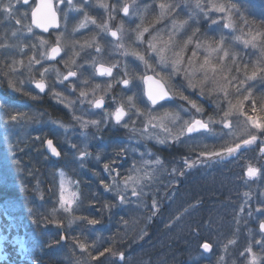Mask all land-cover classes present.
<instances>
[{
    "label": "rangeland",
    "instance_id": "obj_1",
    "mask_svg": "<svg viewBox=\"0 0 264 264\" xmlns=\"http://www.w3.org/2000/svg\"><path fill=\"white\" fill-rule=\"evenodd\" d=\"M101 2L107 3L110 6L116 5L117 10L113 12L111 7L105 10L104 8L100 6ZM160 2L181 3L182 0H135L134 7H132L134 0H77V1L74 0L73 2H71V4L67 5V8H66L67 12H71L70 10L80 11L79 9L80 7H83V5L87 7V10L89 12L93 11L96 8L102 9L101 12L97 14L98 19L94 18L93 16L89 14V17H92L93 19L96 20V24L88 23L87 26L84 27L86 29L88 28V32L84 35V37L87 36V34L89 33L94 34L93 37L96 36L95 37L96 41H98L102 51L100 53H97L95 51V45H93V47L81 48V45H83L85 42V41L81 42L82 38L77 39V41L75 40L73 41V39L67 40L65 36L61 37V39L64 42H66L64 45L61 43L64 48V54L60 58L61 64L64 66V62L69 60V58L71 57L72 51L75 50V51L80 52V56L76 57L77 65H83V67L80 68V67H77L76 65L69 64V68L71 70L78 72V78H72V79H69L68 81H65L64 83L67 84L69 87L66 90H64L65 91L64 93L61 92L63 93L62 94L63 97H65L66 95L68 96V94L70 95V97H65V98L67 101L74 102L72 104L71 109L66 108L64 106L63 108L53 110V112L55 113V116L50 120V122L46 123V120H43L44 116H41L40 114V112L42 111L38 112L33 107H30L29 109L22 107L20 111L27 112L29 116L32 117V119L28 121H21L19 123H12L8 121L7 114L6 113L4 114V110L2 109L3 108L2 106H4V104L0 103V118L1 117L3 118L2 120L0 119V124H2L4 129H8V127L10 126L9 127L10 136H12L11 133L16 134L17 132H21L22 136L24 137V139L22 140L24 141L25 144L29 145V147L26 148V152H29V153L33 152L34 154L36 152L35 154L36 156L32 157V160L36 163L39 159L37 158V156H40V158L42 157L44 158L47 155L50 156V154L44 145V141L46 139L45 140L43 138L40 139L41 144L38 142V140L35 141L34 139V137H36L34 135L35 129H36L35 132H38L40 130L44 132L48 130L45 128L49 127V131H52L57 136L59 134L62 136V138H58L61 142H66L67 145H70L71 143L76 145L77 146L76 149H74L73 152H69V154L64 149L62 150V154L66 157L69 156L70 158H73V159H79V152L81 150H84L85 145H87V151L91 153V156L89 157L91 159L90 161L92 160L94 161L89 162V164L85 166L83 165L71 166L70 164L71 166V171H69L70 176L66 174L68 172H66L65 170H61L58 168L53 169L48 174L46 173L47 178L50 179L49 181L51 182V186L56 189L54 198L57 201V205H56L57 212L58 211L64 212L63 209L59 208V203H58L59 187H60L61 179L64 180L65 188L68 191L78 193V196L76 198V203L73 204V209L75 210V214H77V216L83 217L81 213L86 214L87 211L90 212L91 208L96 210L97 206H94V205H91L89 209L87 206L83 208L82 199L80 197L81 192L78 189L79 187H78V182L76 178L80 179V176L82 175V172H83V178L85 181V175L93 174L91 170H93L96 166L100 165V161L96 160V156L98 154L99 156H101L102 154L106 153L110 147H113V139L112 138L106 139L109 133L108 134L106 133L107 127H105L103 123H102V126H100L101 131H97V129L92 126H89L87 129H84L80 126L79 122L78 124H74V119L72 118L73 115L80 116V117L84 115L85 117H87V113L83 110L84 106L80 104L81 98L79 97V91L81 89L89 91V96L87 97L86 100L83 101V103L84 105L90 106L91 108L92 105L88 103V100L93 99L90 90L96 84L101 85V89L97 90V93H96V95L99 96V95L104 94L103 89L106 87L108 83L117 85L118 80H121L122 78H128V76H124V77L119 76L116 70L113 71L112 78H104V77L98 76L97 74H95L93 62L94 61L96 63L104 62L110 65L113 63L119 62V65L121 64L119 68L122 70L124 74L123 65L125 61H127L129 63V70H128L130 73L129 77H131L132 73H136L138 75L144 74L142 64L132 56L123 57L120 54V50L115 47V45L117 44V40H113L108 35L107 32H102L97 27V25L103 24L108 19L109 15H112L114 16V19L109 21L110 28H113V27L118 28L121 22H123L124 31H125V34L127 35V32L129 29H134L137 24L141 23V16L144 17V23L146 25L149 23H152L159 13L158 7H155L154 5H158ZM218 2H223V3L231 2V3L241 4L244 6V9H246L245 14L248 16L249 20H255L257 24H260L261 21H264V0H218ZM126 3H129L130 5V12H129L130 14L126 16H122L120 14V10L122 6ZM146 6H151V7H146ZM217 16L218 14L211 13L212 19H216ZM175 18L180 19V20L186 19L187 18L186 10H184L182 7L179 15ZM13 19H14L13 26L16 27L15 18ZM83 20H84V16H80L77 19L78 22H74L71 18V23L80 25L81 21ZM198 20H199L198 24L192 23L190 25L188 29V34L191 31V28L199 27L201 33L206 34L208 37H215L218 39L220 35L226 36L227 38L226 46H231L233 51L238 52L240 56L242 57V63H249L250 65L249 68L251 69L250 61H255L259 53L255 49L245 48L239 42H235L232 40V37L234 35L239 34V28H240L239 22L237 23L236 31L233 32V30L231 29H223L222 24H211L210 20H206L203 17V15H200L198 17ZM169 23L170 21H167V20L160 22L158 24V29L165 28ZM63 26H64V21L62 22V28ZM27 28L25 26L24 32H20V33L26 36H30V37H35V38L39 37V35L33 28L31 32H28ZM8 30L9 31L7 34H4V30H0V50H2L1 47H6L8 45V48L7 50H5V53H2L4 55L3 56L0 55V83L2 81L5 83V85L7 86V89L9 90L8 92L10 94L14 95L13 93H16L14 97L17 99V98H20V96H23L25 91H27L28 89H31V88L34 89L35 81H38L41 79L40 73L43 71V68L39 72L38 68L40 66L36 65L35 63L32 64L31 69L29 68V59L27 60L26 58L27 56L23 54L26 60L22 59L21 56L19 57L20 52H21L20 50H22L23 48L22 45H19V46L16 45L18 46L17 47L18 53L16 54L17 52L16 48L14 47L13 49L9 39L7 40L3 39L5 35H7L8 37L14 38L15 35H13V32H15L16 30L9 29V28ZM61 32L62 30L61 31L59 30L57 34H54L53 36L54 41L57 40L56 38L57 36H60ZM67 33L78 37V34L73 32L71 29L70 30L68 29ZM15 34H19V31L15 32ZM164 36L166 39L167 34L165 33ZM102 39L105 41V45L103 44ZM72 42H79L75 45V49L70 47V44ZM124 42L130 43V41H128L127 39ZM28 46H30L31 48L32 44H28ZM187 55L190 56L191 52L189 51ZM200 58L202 59V54ZM14 60L17 62L22 60L23 66L17 63L15 65L16 70L11 71L10 66L13 65ZM57 68L60 69V72L62 74H64V71L69 70V68H66V67L61 68V66L59 65L52 66L51 70H49L44 76V79H47L48 81L51 80L50 85L52 86H54L55 79L53 81V79L50 76L55 75L54 77H57V73H56ZM5 73H7V75H5ZM37 74L38 76H36ZM9 79L15 82V86L21 89V92H15L9 87V83H8ZM84 80L88 81L86 85L82 83V81ZM134 83L136 84L134 85ZM172 83L176 86H179L181 85L182 80L180 78H177V79H174ZM249 83L252 85L253 94L256 99L261 97L262 94H264V82L257 80V81H252ZM73 85H75V91H73L71 88ZM141 85H142L141 81H139L138 79H132L130 87H133L134 90L130 93L132 94L135 93L137 95L138 97L137 106L139 108L143 107V110L147 112L149 107L145 106L144 104L141 105L140 103L141 99L143 100L144 94L142 90L140 91L137 89V86L141 87ZM123 89H124V86H123ZM123 91H125V89ZM190 92L191 91H187L185 92V94L186 93L191 94ZM17 93L20 96H18ZM190 96L191 95H189V97ZM195 96L198 97L197 95ZM199 98L206 99V101L210 100L209 103L206 102V104L201 105L204 108L203 115L205 116H200V117L201 118L203 117L204 120L206 121H208L209 117H212L214 120L219 121L220 117L222 116V112H219L215 109V105L212 99H209L207 96L199 97ZM240 98L242 97H237L235 95L229 97V99H231L233 103H236L237 99H240ZM180 105H183L184 108H189V105L187 103L185 105V104H180L179 102L178 103L174 102V107L166 106V108L171 109V110H180L178 108ZM223 106L227 107L226 103ZM76 107H80L81 111H78ZM166 108H163V109H166ZM207 108L208 110H206ZM245 108L250 110L251 105L246 103ZM163 109H158V111H163ZM102 111H100V115L102 114ZM193 112L194 110H192L191 115L196 116L195 112L194 114ZM102 116H103V119H101V121L104 120V115ZM181 116H183L184 119L190 118L188 113L183 112V109H181ZM136 120H137V123L135 126L137 128H141L143 126V118L138 119L136 117ZM53 121H57L59 123H53ZM50 123H52V125H50ZM231 123L234 129L242 130L244 127L242 116L239 118H237L236 116H233L231 118ZM209 125H210V128H209L210 131L207 130L205 133H202L199 136H195L194 137L195 139L193 140L187 138L186 137L187 135H186L185 137L187 138V140H184L185 145L188 143L189 144L197 143L199 146L198 152L200 153L205 150L219 151L224 146L232 145L234 138L232 136L223 135V133L227 132L228 129L224 128V126L220 123H210ZM168 126L172 128L173 132H177L179 129V124H172L169 122ZM42 128L45 130H43ZM157 131L159 132L158 129ZM104 132L106 135L102 134ZM240 134L241 133L238 131L237 135L239 136ZM252 134L257 135L258 137L256 143L252 145H248V146H242L240 153L237 152L231 156H228V158L226 157L227 158L226 161H223L221 158H218V157H215V158L206 157V156L200 157L199 155L200 153H198L196 155L197 158H194V159H188L187 157H185V159H188L189 161H193V160L195 161L199 159V164H201L202 162L205 164L209 162H217L220 167V170L211 169L208 172L204 171L206 178L203 179L202 178L203 175L199 174V178L197 179V182L193 185L191 184L190 181L188 182V184L187 183L183 185L180 184L181 189L177 192V194L180 193L184 196L183 197L184 199L182 202L188 207V208L186 207L185 209L193 210L196 213H193L192 217L199 214L200 218L196 220H192V222L187 221L185 219H182V220L176 219L175 221L170 223L171 235H175L178 232L179 234L180 232L185 233L186 231H190V234H194L198 232L197 226H196L198 224L199 225V240H200L199 247L200 249H199L198 254L191 255V259H189V261L185 260L184 262H182V257L183 255L184 256L186 255L187 251L192 253V247H193L192 243L193 242L190 241L191 243H189V246H188L187 245L188 243H186V238H182L183 240L181 241V243L178 240H175L180 244L179 246H182L181 250L179 251L180 253H178L179 254L178 258H180V255H181V259H179L178 262H175V263L177 264H246L248 260V256L247 255L241 256L240 253L243 252L244 249L249 244L252 245L253 251L257 254L258 257H264V248H262L261 245L256 244V241L264 240V233H261L259 230V222L261 220H264V211H257L258 208L264 209V154L263 155L261 154L262 160L260 159L261 157L258 155L260 154V148L262 146L261 141H263L264 139V134H261L258 130H252ZM2 135L6 136V132H4V130L0 126V136ZM126 135H133V134L131 132L129 133L127 132ZM134 137L135 138H133V140L136 142L135 147H138L140 152L150 150L151 153L155 154V155L145 156V159H150L154 161L156 157H159L162 162L163 159L160 157V154L158 152H161V148H164L166 146H167L166 149L169 150L167 154L170 155V157L174 156L177 159V156L179 155L177 152L174 154L170 151L171 150L170 148L173 145H176V143L169 141L168 144L159 145L154 140H151L149 142L152 143V147L146 146L145 148L144 146H142L144 145L143 143L137 144V140L139 139V136L135 135ZM244 138L246 139L247 136H244ZM13 139L15 140L19 138H13ZM47 139H53L56 145H60V144H57L58 141H55L54 138L49 137ZM14 140L8 137H3V136L2 138H0V165L5 170V171L2 170L1 169L2 167H0V172L4 171V174L8 173L7 177L10 180H16L17 178L15 176V174H17V170L12 169L14 168L12 166H15L14 161L16 160L13 155L15 147L11 149L9 148L10 144L14 145L16 142H18ZM19 140L22 141L21 139ZM94 141H99V142L95 143ZM235 142H239L238 139ZM33 145L35 147H33ZM205 146H207V149L205 148ZM195 147L197 146L195 145ZM130 156L132 159L136 158L137 161H139L140 159L139 153H137L135 157H133L131 154ZM247 156H248V160L243 161L244 157L246 158ZM26 157L29 158V155H27ZM43 158L41 160V164L44 163ZM132 159L130 160L129 164L132 163ZM176 164L178 163H174V166H176ZM248 165H252L253 167L258 168L260 170L258 176L249 178L246 175V169L245 171H242L243 167L247 168ZM260 167H262V170L260 169ZM122 168L126 169L128 167L124 165L122 166ZM60 171H63L64 173L63 178L60 176ZM172 172L173 171H171L170 173ZM215 172L216 174L217 172L219 173L220 178L213 179V175ZM42 174L44 175V173ZM165 174H166V169L163 166V162L161 163V165L155 166L154 179L149 182V185H152V188H153V200H155V197L159 195V193H157V191L160 190L159 183L162 182L163 178L165 177ZM173 174L175 175V173H172V175ZM191 174H192L191 171H187L186 168H184L183 175L190 177ZM185 176L182 177V175L180 174V176H177L178 178H176V180L177 181L190 180V178L189 179L187 177L185 178ZM88 177L91 178V176H88ZM24 178H25L24 180H27L30 177L27 174V175H24ZM93 181L97 182L96 180H93ZM204 182H207L206 183L207 187L204 186L205 184ZM94 184L95 183H93L92 185ZM209 185L211 186V189H213L214 186L219 188L218 195L222 197L229 196L231 198V199H223V198L220 199V201H222L221 205L222 206L225 205V208L222 207L221 209H217V204H218L217 202L219 201L218 199V201H216L217 204L212 214H210V208H206L204 205V202L206 200L209 201V204L211 201L210 196H208V194L210 195V191H211ZM208 188L210 189V191H208ZM198 191L200 195L203 194L202 196H204L202 199H201L202 196H200V199H201L200 203H197L199 200L197 201L196 194H195V192H198ZM42 192L43 191L40 192L39 190V193H42ZM230 193L234 194V196H230ZM245 193H249L250 195L248 197H245L244 195ZM5 195L3 194L4 198L7 197ZM37 196H38V193H37ZM214 196L215 198H217V195H214ZM46 202H49V201H46ZM50 203L51 202H49V204ZM156 204H157V201H156ZM158 205L156 208H160ZM242 205L245 209L244 212H240V207ZM50 209L52 208L50 207ZM208 209H209V212L207 211ZM27 210L29 211V208ZM44 210H47V207L44 208ZM249 211L251 212V215H248ZM208 214H209V217H208ZM3 215L7 221L10 219L7 212L4 213ZM72 217H73V212L71 214L66 213L67 221L72 219ZM55 218L59 219L58 214L55 216ZM137 219L138 217L133 219L131 223L129 222L122 223L121 226L124 225V228L125 227L128 228L131 225L130 230L132 231L137 230L140 228V227L138 228ZM21 220H22V224L17 225V227L15 228L13 226L11 228L9 227L7 228L5 227L4 229L0 228V264H34V262L28 258V256L30 255L29 249L30 247H32V245H34L33 251L34 252L36 251V253L38 252V249H40V251L44 250L46 256L47 254L51 253V249L48 246V244H41V243L37 244V242L39 241L38 238H40V236H37L35 231L32 229L35 226V223H33V221H30V219L26 221L27 223L23 222V218H21ZM67 221L66 223H68ZM78 221L80 222L81 220H78ZM17 223L19 222L17 221ZM191 223H193L194 226L191 227ZM54 224L52 227L45 226L47 228L45 229L46 231L45 234L48 232V236L50 238L52 237L54 238L57 235L58 236L61 235L60 234L61 228L58 227L56 224L55 225ZM66 227H67L66 230L70 231L71 235H74V236L77 235L75 231H78L80 234L81 232L82 233L84 232L83 227L78 226L77 224L71 225L70 230L68 228V224H66ZM93 231L94 230H91V233ZM159 235H162V234L161 233L157 234V238H159ZM171 235L168 234V237L164 238L166 241V245L171 242L170 240L175 239V237ZM44 237H46V241H45L46 243L51 242V239L49 237H47L46 235H44ZM13 238H15L14 241H13ZM90 239L91 238L89 236L87 237L86 235H84V238L82 241L86 243V242H89ZM92 239H93L92 246H91V249L88 248V253H91L92 256H98L101 251L99 249L100 241L97 238V236L94 237V235ZM166 239H169V240H166ZM229 240H235L236 243L234 245H229L228 244ZM204 242H208L212 244L211 251H205L201 247V245ZM42 245H43V249H42ZM133 245L135 246V242L131 245V247L129 246L125 248V250H123L122 255L126 253V256L125 255L123 256L124 257V262H122L123 264L129 263L132 260V256H130V254H131V250L134 248L132 247ZM225 245H228L227 249H225ZM153 246H155L156 248H159L158 244L157 245L153 244ZM52 249L55 254H60V257L65 260H68L71 257L74 261V264H76V261L78 260L76 258H80V257H83L85 260L84 261L85 263L81 262V264H89L88 263V260H90L89 254L84 253L82 255L79 249H72L70 241L67 243L58 242L55 244V246L52 247ZM156 252H159V251H156ZM113 253H115V255H113ZM120 256H121L120 252H118L117 250L116 251L112 250L110 252L105 253L103 256H99V259L96 261L92 262L90 260L91 261L90 264H114L115 263L114 259ZM221 257H223V259H221ZM194 261L195 263H193ZM155 264H162V263L160 261L159 262L155 261Z\"/></svg>",
    "mask_w": 264,
    "mask_h": 264
},
{
    "label": "snow or ice",
    "instance_id": "obj_2",
    "mask_svg": "<svg viewBox=\"0 0 264 264\" xmlns=\"http://www.w3.org/2000/svg\"><path fill=\"white\" fill-rule=\"evenodd\" d=\"M24 5H28L30 0H22ZM71 4V0H68ZM100 6L105 10L111 7L112 11L115 12L116 5H109L101 2ZM135 6V0L132 7ZM159 13L152 23L145 24L144 17L141 16V23L137 24L134 29H129L127 35L124 31L123 22L116 30H110L109 21L114 19V16L109 15L108 19L103 23L97 25L102 32H107L117 39L115 47L120 50V54L123 57L132 56L139 61L144 70L143 75L132 73L130 78H123L118 80L117 83L127 87L132 82V79H138L145 86V94L147 96V102L150 107L147 112L137 106V95L127 96V110L124 103H120L112 111L105 109V97L108 92L113 88L112 83H108L103 89L104 94L97 96V90L101 89L100 84H96L90 91L93 99L88 100V103L92 105L94 109L104 110V120H86L83 117L73 115V119L80 123V126L87 129L89 126L95 127L97 131H101V124L105 127L108 126L109 121L113 123V126H121L131 132L133 136L129 137V143L135 135L139 136L137 144L143 143L144 147L147 146V141L154 140L159 145L168 144L169 141L173 143H181V138L187 134L197 133L200 130H209L210 123H220L224 128L228 129L223 135L232 136L234 138L231 146H224L219 151H208L201 152L200 157H219L224 158L231 156L241 150L242 146H248L256 143L258 137L252 134V130H258L261 134H264V94L261 95L260 99L257 100L253 94L252 85L249 82L261 81L264 82V21L257 24L255 20H249L245 14L246 9L244 6L237 3H223L218 0H182L181 3L172 2H160L158 5ZM151 7V6H146ZM186 10L187 18L180 20L177 17L181 9ZM0 10L11 12L12 7L9 3H0ZM130 11V5L124 4L122 6V12L128 15ZM211 13L218 14L216 19L211 18ZM27 15V11L25 12ZM203 15L206 20H210L211 24H222L223 29H231L233 32L236 31L237 23H240L239 34L234 35L232 40L239 42L245 48H251L258 51L259 55L255 61L249 63H242V57L238 52L232 50L231 46H226V36L220 35L219 38L208 37L206 34H202L199 27L191 28L190 34L188 29L192 23H199L198 17ZM170 21V23L163 29H158V24L163 21ZM57 13L54 10L51 0H47L44 7L40 10L39 18L34 25L39 28H43L45 31L51 25L56 24ZM19 24V21H16ZM88 23L96 24V20L85 14L84 20L81 21L79 27L84 28ZM28 32L32 31L29 26ZM167 34L165 39L164 34ZM15 35V32H13ZM56 46L51 47L50 52L41 53V57H49L54 59L59 56L61 48V37L57 36ZM130 43H125V40ZM41 45L47 43V41L41 39ZM79 42H72L70 47L75 49V45ZM95 45V51L100 53L102 51L98 41L95 37L84 42L81 45L83 47H93ZM35 47V46H33ZM143 49V50H141ZM191 55H187L188 52ZM202 54V59L200 58ZM80 56L79 51H72L69 60L64 62V66L69 68L70 65H76L82 68L83 65H77L76 57ZM19 63L23 66V61H13V65L10 66L11 71H15V65ZM41 64V60H38L33 55L29 58V68L31 69L32 64ZM95 72L100 76H113V69L119 66V62L113 63L110 66H106L105 63L93 62ZM124 76H130L129 63L125 61L124 65ZM159 69V70H158ZM49 71L48 68H44L40 73L41 79L35 81V88L40 93L46 91L47 85L44 80L45 74ZM151 71L152 75H148L147 72ZM57 80L59 83H64L70 78H78V72L73 71L69 68L67 74L64 75L60 72V69H56ZM7 75V73H5ZM180 78L182 80L181 85L176 86L172 83L174 79ZM9 87L15 92H21V89L15 86V82L9 79ZM85 85L88 83L87 80L82 81ZM72 90L75 91V85L72 86ZM130 90V89H129ZM191 91L198 97L207 96L212 99L215 109L222 112V116L219 121L214 120L212 117L208 118V121L203 119L195 118L191 115L194 110L196 115L202 116L204 114V108L197 103L196 100L191 99L185 92ZM246 93V94H245ZM242 97L237 99L236 103H233L230 96ZM52 96L58 103L64 104L66 108L71 109L73 101H67L61 93L52 92ZM89 91L81 89L79 91V97L81 102L87 99ZM31 99H38L36 96H30ZM179 99L190 106L184 108L180 105V110L163 109L162 102L169 100ZM0 103H3L0 101ZM115 103V97L113 98ZM226 103L227 107L223 105ZM250 104V110L245 108V104ZM8 121L12 123H19L21 121L31 120L27 112H21L19 108L13 105H7ZM163 109V111H158ZM181 109L184 113H188L190 118L184 119L181 116ZM14 113V114H13ZM135 115L138 119L143 118V126L141 128L135 127L137 120H132L131 117ZM236 116L237 118L243 117V129H234L231 123V118ZM126 120L128 122H126ZM179 124L177 132H173L172 128L168 124ZM53 123H59L53 121ZM131 125V126H130ZM159 130V132L157 131ZM210 131V130H209ZM241 134L238 136L237 132ZM244 136H247L245 139ZM36 140H40L39 136L34 137ZM238 139L239 142H235ZM264 143V141H261ZM44 145L49 153L56 158L61 157V150L55 145L53 139H46ZM16 147L9 145V148ZM70 147L76 149V145L71 144ZM207 149V146H205ZM260 152L264 154V147L260 148ZM139 153V161L133 158L131 165L120 171L122 165H116L115 160H110L103 164L104 178H100V186L106 192H113L114 196L118 199L120 204H127L132 202V198L135 201L141 203V205L147 209L148 207L156 208L157 204L155 200H152L151 204L147 203L148 193L145 192V188L149 186V182L154 179L155 166L161 165L159 157L153 160L145 159V156L155 155L150 150L140 152L138 147H123L114 153L117 160L126 159V154H131L133 157ZM91 156V153L87 151V145L85 149L79 152V158L81 160L87 159ZM183 159V158H182ZM96 160H100L99 154L96 156ZM184 166L187 168L194 167L199 163V159L195 161H189L183 159ZM17 172L23 171L21 161H14ZM173 173L177 170L172 169ZM260 170L248 165L246 169V175L249 178L258 176ZM31 174V173H29ZM183 175V172L180 173ZM93 175L99 177V173L93 172ZM60 176L63 178L64 173L60 171ZM38 190V185L37 189ZM43 193H41V196ZM245 197L250 194L245 193ZM77 192L68 191L65 188V182L61 179L59 187L58 203L59 208L63 209L64 212L71 214L73 204L76 203ZM247 202V201H246ZM104 207H111L113 205L107 202L103 205ZM78 210V209H76ZM243 205L240 207V212H244ZM257 211H264L262 208H258ZM32 209H29V213ZM57 209H51V216L53 217L52 223H55L58 227H63L59 220L55 219ZM155 214V213H153ZM248 215H251L249 211ZM47 220V218H44ZM151 219V217H148ZM75 220L86 221L89 225H96L99 221L95 218L89 219L88 217H76L68 221V228L70 230L72 223ZM36 222V221H34ZM259 230L264 233V220L259 222ZM15 238H13V241ZM61 241L71 243L72 249H79L81 254L88 253L89 246L84 243L79 237H69V235H63L60 237ZM235 240H229V245H234ZM256 244L261 245L264 248V240L256 241ZM52 246V242L49 243V247ZM228 245H225L227 249ZM201 247L205 251H211L212 244L204 242ZM111 250L105 248L103 252H100L98 256H92L89 254L90 260L96 261L99 256H103L105 253ZM115 255V253H113ZM241 256H248L246 264H264V257H258L253 251V247L249 244ZM121 259L123 255L121 254ZM223 259V257H221ZM76 264H80L79 261Z\"/></svg>",
    "mask_w": 264,
    "mask_h": 264
},
{
    "label": "flooded vegetation",
    "instance_id": "obj_3",
    "mask_svg": "<svg viewBox=\"0 0 264 264\" xmlns=\"http://www.w3.org/2000/svg\"><path fill=\"white\" fill-rule=\"evenodd\" d=\"M74 0H71V2H73ZM77 1V0H76ZM39 0H30L29 4L26 6L23 4L22 0H0V3H9L10 6L12 7V11L11 12H7V11H2L0 10V30H4V34L8 33V28L9 29H15V32L19 31V34L17 35V37H8L7 35L4 36V40L9 39L13 49L14 47L16 48V54L18 53V46L22 45L23 48L22 50H20V55L22 59H25L24 55L25 54L27 57V60L32 57L33 55L35 56L36 59L41 60V64H39V68L38 71L40 72L41 69L43 68H48L49 70H51L52 66H61V68H65V66H63L61 64V59H59L58 61L55 62H49L47 56L45 57H41V53H48L51 49V47L53 45H55L56 43H54V39L53 36L54 34H57L58 31L62 30L60 37L65 36L66 39L71 40L73 39V41H77V39H81V38H86V39H91L94 34H87V36L84 37V35L88 32V28H80L79 24H72L71 23V18L74 22H78L77 19L80 16H84L85 14H87L89 16V14L91 16H93L94 18L98 19V13L101 12L100 8H96L93 11L89 12L87 10V7L83 5V7H80V11H73L70 10L71 12H67L66 8L68 3V0H51V3L53 4V6L55 7V10L58 14L59 17V24L60 26L58 27V29L56 30H52L51 28H49L47 31H39V28H35L33 27V29L37 32V34L39 35V37H26V35L21 34L20 32H24L25 26L26 28L31 26V13L34 10V8L36 7V5L38 4ZM44 2L46 3L47 0H44ZM79 8V7H78ZM27 11V15H25V12ZM69 11V9H68ZM15 18V22L19 21L20 23L17 24L16 23V27L13 26V22ZM11 19V20H10ZM64 21V26L62 28V22ZM68 29L72 30L73 32H76L78 34L77 38H72V34H68L67 31ZM41 39L47 41V43L41 45L40 41ZM62 40V39H61ZM82 41V40H81ZM66 43V42H65ZM64 43V44H65ZM28 44H32V49L30 48V46H28ZM18 45V46H16ZM68 45V43H67ZM35 46V47H33ZM27 47V48H26ZM2 50H0V55H4L2 53H5V50H7L8 45L6 47H1ZM32 50V51H31ZM63 55V53H62ZM61 55V57H62ZM60 57V58H61ZM26 60V59H25ZM121 66V64L114 68V71L116 70L118 75L121 77H124V74L122 72V70L119 68ZM120 70H119V69ZM68 70L64 71V74L67 73ZM38 76V74H37ZM55 75H51L50 77L53 79H55L54 82V86L50 85L51 84V80L48 81L47 79H44L46 84H47V88H46V93H40L37 89L36 92H34V90H30V91H25L24 93V97L20 96L18 93V96H20V100H22L23 102H27L29 104H31V106L33 108L36 109V111L40 112L41 116H44L43 120H46V123L49 122L54 116L55 113L53 112V110L55 109H59V108H63L64 104L62 103H58L56 101V99L52 96V92H65L64 90H66L69 86L65 83H57V77H54ZM54 77V78H53ZM104 78H112V77H107V76H101ZM128 78H130L128 76ZM72 79V78H70ZM123 79V78H122ZM131 84V83H130ZM136 83H134L135 85ZM5 85V84H4ZM122 84L117 83V85H113V88L111 89L110 92H108L106 94L105 97V110L107 111H112L114 110V108L116 106H118L120 103H124L126 110H127V101L126 98L129 95H133L132 92L134 89L133 87L124 86V89L126 91H123V85ZM121 87V88H120ZM72 88V87H71ZM130 89V90H129ZM138 90H142V86L138 87ZM71 90V89H70ZM5 91L11 96L14 97V95H16V93H13L14 95L10 94L7 89V86L5 85ZM51 91V92H50ZM48 93V94H47ZM61 93V94H63ZM191 95L190 98L194 99L197 101V103L199 105H204L206 104L205 101L201 100L199 97H196L195 93L190 92ZM193 94V95H192ZM30 96H36L38 97V99H31ZM65 97H70V95L68 94V96L66 95ZM115 97V103H113V98ZM125 98V99H124ZM19 100V101H20ZM21 102V101H20ZM174 102L176 103H180V104H185L187 102H184L182 100L179 99H175V100H169L167 102H162L163 104V108H166V106H173L174 107ZM141 105L144 104L147 107H150L149 103L147 101H141L140 102ZM80 104L82 106H84L83 110L87 113V117H85L84 115L82 116L83 118H86L88 120H101L103 119L104 115V110L102 111L101 109H94V108H90V106L84 105V103L80 102ZM81 106V108H82ZM190 107V106H189ZM78 109V111L80 110V107H76ZM143 110V107H140ZM167 109V108H166ZM175 109V108H174ZM208 110V108L206 109ZM83 111V112H84ZM100 111H102V114L100 115ZM194 114V112H193ZM196 115V114H195ZM205 116V115H202ZM72 117V116H71ZM198 117H200V115H198ZM73 118V117H72ZM203 118V117H202ZM132 120H136V116L133 115L131 117ZM204 120V118H203ZM103 122V121H102ZM126 122H128L126 120ZM74 124H78V121L74 120ZM102 126V124H101ZM131 126V125H130ZM136 127V126H135ZM40 128V127H39ZM48 129L46 131H44L43 133L41 132H34L35 136H39L40 139H46V138H54L55 141H58L57 145L59 147V149L62 150L64 149L66 152H73L74 149L72 147H70V145H67L66 142H61L58 137H55L51 131H49V127L45 128ZM43 129V130H45ZM109 129V130H108ZM129 133L128 130H126L125 128L121 127V126H113V123L111 121H109L108 126H107V138H112L113 139V147H110L109 150L102 154L100 156V165L96 166L93 170H91L92 172H96L99 173V177L94 176L93 174H87L85 175V181L84 178L82 177V182H83V187L85 186V188L88 191H85L88 195L92 194V198L96 200V202H93V204H88L89 202H87V207L88 209L90 208L91 205L97 206L96 210L91 208L90 212L87 211L86 215L88 218H96L99 223V229L95 230L94 233L97 236V238L100 241V246L99 249L103 250L107 247H114L117 246L119 244H121L120 249L118 250V252H120V254H122L123 250H125V248L127 247H131V245L135 242V246L133 245L132 247H134L131 250V254L130 256H132V260H136L138 264H155V261L153 258H151V260H147L146 257L143 256L144 253L141 252V250L146 249L151 247L153 249V241H152V236H154V234H156V232L158 231L154 229V226L156 224V222H158V220H161V224H163L166 221V228L164 230H161L164 233H169L170 230V223H172L173 221H175L176 219L178 220H182L185 219L187 221H191L192 220H196V216L192 217L194 212L193 210H187L185 209L187 206L185 204H181L180 207L178 208V210L176 211V213L171 211V206H172V199H174L173 197H177L176 195L177 192L181 189V185L183 184H188V182L190 181L191 184H195L197 182L198 176L201 173V171H210L211 169L220 170V167L218 165L217 162H209V163H197L194 167L192 168H187L184 166V162L183 159H185V157H187L188 159H194L197 158L196 155L200 152L199 151V146L196 143L195 147V143H188L185 145L184 140H187V138L193 140L195 136L199 135V133H192V134H187V138L183 137L181 138V143L176 145H173L170 149V151L172 153H178L179 155L176 157H170V155H168L167 153L169 152L168 149H166V147L161 148V152H158L160 154V157L163 159V166L166 169V174L165 177L163 178L162 182L159 183V187L161 189L159 195H157L155 197V200L161 205L160 208H152V207H148L147 209H145L140 202L135 201V198H132V202L131 203H127V204H120L118 199L114 196L113 192H106L103 187L100 186L99 180L100 178H104L105 174L103 171V164L109 162L110 160H115L116 165H126L127 167H129L131 164H129L130 160L132 159L130 154H126L127 158L126 159H120L117 160L114 153L116 151H118L119 149L123 148V147H135L136 142L132 139L131 143H129V137L133 136V135H126V133ZM102 134H105L102 133ZM201 134V133H200ZM106 135V134H105ZM93 136V135H92ZM31 137V135H30ZM60 138H62V136L60 135ZM135 138V137H134ZM23 141V140H22ZM35 141H37L35 139ZM264 141V139H263ZM38 142L41 144L40 140H38ZM95 143L99 142V141H94ZM21 148L24 149V153L26 152V148L29 147L28 144H25L24 141L23 143L20 144ZM144 146V145H142ZM33 147H35L33 145ZM147 147H152V143L147 141ZM182 147V148H181ZM264 147V143H262V146ZM185 150V151H184ZM29 153V152H26ZM31 153V152H30ZM32 154L34 156H36V152L35 154L32 152ZM262 153L260 152V154H258L260 157L263 155H261ZM23 155V154H22ZM38 161L37 163L34 162V164H36L37 166H44L46 167L45 169L50 170L53 169L57 166V164H64L68 166V169L71 170V166H76V165H87L89 164V162L91 159L88 157L87 159L81 160L79 159H73L70 158L69 156L66 157L63 154H61V157L59 159H54L52 157H50L49 155H47L46 157H42L43 159H45L46 161L41 164V159L40 156H37ZM66 158V159H65ZM183 158V159H182ZM219 158V157H218ZM228 158V157H227ZM226 157L221 158L223 161H226L227 159ZM51 159V160H50ZM136 159V158H135ZM220 159V160H221ZM262 160V157L260 158ZM89 160V161H88ZM133 160V159H132ZM150 160V159H147ZM248 160V156L245 158L244 160ZM194 161V160H193ZM174 163H178L176 164V166H174ZM71 164V166H70ZM177 170L175 172V175L172 173H170L172 171V168H174ZM183 168V169H182ZM184 168H186L187 171H191L192 174L190 177H187L185 175V178L187 177L188 179L190 178V180L188 181H177L176 178H178L177 176H180V173L184 171ZM125 168H120V171L123 172ZM245 167H243L242 171H244ZM260 169L262 170V167H260ZM83 175V172H82ZM88 176H91L88 177ZM174 176V177H173ZM218 179L219 177V173L216 172L213 175V179ZM96 180L97 182L93 181ZM229 181V180H228ZM251 181V180H249ZM254 181V180H253ZM93 183H95L94 185H92ZM226 184V182H225ZM85 190V189H84ZM158 190V189H157ZM84 192V193H85ZM145 192L148 193V196L146 198L147 203L150 205L152 200H153V188L152 185H149L148 187H146ZM87 195V196H88ZM86 196V197H87ZM230 196H234V194H230ZM236 196V194H235ZM87 200V198H85ZM184 199V198H183ZM183 199L181 201H183ZM177 200V198H176ZM180 201V199L178 200ZM108 203L110 205H113L111 207H104L103 205L105 203ZM179 203V202H177ZM189 206V205H188ZM188 208V207H187ZM155 213V214H153ZM199 215V214H198ZM138 217V228L137 230H130V226L127 228H124V225L121 226L122 223H126L129 222L131 223L133 219ZM148 217H151V219H148ZM194 226L193 223H191V227ZM197 231L194 234H190V231H186L184 234V236H180V239H176L178 240L180 243L183 240L182 238H186V243H188L187 245L189 246V243L193 242V247H192V253H190L189 251L186 252V255L182 257V262L189 261V259H191V255L193 254H198L199 252V225L197 224ZM162 234V233H161ZM196 234V235H195ZM196 236V237H194ZM144 237V238H143ZM175 239H173L170 243H168L166 246L162 247L161 250H164L165 255H163L162 257H160L161 259H159L158 261H160L162 264H166L169 260H170V255L168 252H170V250H174L175 253H180L179 251L181 250L182 246H179L180 244L175 241ZM93 239H90V241H92ZM191 241V242H190ZM122 242V243H121ZM184 245V244H183ZM113 250V249H112ZM129 250V249H128ZM127 251V250H126ZM158 251V250H156ZM151 254H153V251H150ZM126 256V253L123 254V256ZM178 256V255H177ZM177 256L175 255V258H177ZM186 257V258H185ZM174 258V259H175ZM181 259V255L180 258H178V260ZM115 263L114 264H123L122 262H124V257L123 259H121L120 257H117L116 259H114ZM178 262V261H177ZM169 263V262H168ZM167 263V264H168ZM195 263V261L193 262ZM128 264V263H125ZM177 264V263H174Z\"/></svg>",
    "mask_w": 264,
    "mask_h": 264
},
{
    "label": "trees",
    "instance_id": "obj_4",
    "mask_svg": "<svg viewBox=\"0 0 264 264\" xmlns=\"http://www.w3.org/2000/svg\"><path fill=\"white\" fill-rule=\"evenodd\" d=\"M259 98H257V100ZM25 155L27 156V154H25ZM26 159H27V162L31 160V159L28 160V157H25L24 159L22 157L20 160L22 163V167L25 168L22 175L21 174L19 175V173L17 172V174H15V176L17 177L16 180H11L7 185H5V184L0 185V203H2L1 201H3V202H6V204H8V203L10 204V206H7V207L8 208L10 207L9 212L12 213V217H14L15 219H19V217H26L29 219L32 218L33 223H35V226L33 228L37 229L38 234L41 238L40 243L41 244H48V246H49V243L45 242L46 237H44V235L49 237L48 232L45 234V232H46L45 229H47L45 226L52 227L54 224L51 222L53 217L51 216L50 207L52 209L57 207L56 206L57 201L54 198L56 189L51 186V182L49 181L50 179L47 178V174L50 171L47 172L46 171L47 169H45L46 167H44V166L39 167L36 164H32V166L29 169H27V165H26L27 162L24 163L26 161ZM29 173H31V174H29ZM42 173H44V175L46 177ZM27 174L30 178H28L27 180H24L25 178L23 175H27ZM37 185L39 188L38 190H36ZM205 187H207V186H205ZM209 187L211 189L210 185H209ZM84 189H83V191H81V193L88 191L85 188V186H84ZM210 189L208 188V191H210ZM39 190H40V192L43 191L42 193H44V195H45L44 198H42L43 195L41 196V193H39ZM160 191H161V189L159 191H157V193H160ZM218 192H219V188L214 186L213 189H211V191H210V195L208 194V196H210V200H211L210 204H209V201H207V200L204 202L205 207L210 208V214L213 213V210L215 209L217 203H218L217 209H221L222 207L225 208V205H223V206L221 205L222 201H220V199H222V198L223 199H231L229 196L228 197H222V196L218 195ZM37 193H38L39 197L37 196ZM3 194L4 195L6 194L5 196H7V197H5V198H9V199L3 198ZM195 194H196L197 201L199 200L197 203H200L201 202L200 200L204 197V196H202L203 194L201 193L202 195H200L199 191L195 192ZM234 194H235V192H234ZM84 195L85 196H83V197L87 198V201L85 198H82L83 208L87 206V202H89L88 204H93V202H96V200L92 198L93 197L92 194L88 195L85 192ZM214 195H217V198H215ZM176 196L177 197H175V196L173 197L174 199H172L173 201H172V206H171V211L174 213H176V211L178 210L180 205L183 204V202L181 200L184 197L182 194H179ZM200 196H202L201 199H200ZM38 198H40V199H38ZM176 198H177V200H176ZM179 199H180V201H178ZM218 199H219V201H218ZM46 201H49L51 203L49 204V207H47V210H44L43 208H41V206H42V204L44 205L46 203H49ZM216 201H218V202L216 203ZM177 202H179V203H177ZM27 208L32 209V212L29 213L27 211ZM207 211L209 212V209ZM57 214L59 216V219H57V218H55V219L59 220L63 225V227H60L61 232H62L61 235L67 234V235H69V237H79L81 240H83V238H84L83 234L76 233L77 235L74 236V235H71L70 231L66 230V228H67L66 224H68V223H66V221H67L66 212H59L58 211L56 213V215ZM81 215L83 217H87V215L85 213L84 214L81 213ZM73 216H77V214H75V210L73 211ZM77 217H80V216H77ZM208 217H209V214H208ZM44 218H47V220H45ZM92 218L93 217H91L89 219H92ZM199 218H200V216L197 215L196 219H199ZM34 221H36V222H34ZM73 224L74 225L77 224L78 226H82L83 230L84 229H90L93 226V225H89L86 221H80L79 222L78 220H75L72 223V225ZM165 228H166V221L163 224H161V220H158V222H156L154 229L155 230L158 229V234L162 233V235H159L158 242H156V245L159 244V246H158L159 248H156L155 246H153V249L151 247H149V248L141 250V252L144 253L143 256L145 255L144 257H146L147 260H151V258H153L154 260L158 261L159 259H161L160 257L165 255L164 250H161L162 247L166 246V241L164 238L168 237V234L171 235V231L167 234L161 231V230H164ZM156 234H157V232H156ZM156 234H154V236ZM171 236L175 237L176 239H180L181 238L180 236H184V233L180 232V234H179V232H178L177 234L171 235ZM60 237L61 236H58L57 238L56 237L55 238L49 237L51 239V242H52V246L50 247V249H51L50 254H47V256H45L44 250L40 251V249H38L37 253H36V251L34 252L33 250H31V254H30L31 258L33 260L37 261L38 262L37 264H74V261L71 257L68 260H65V259L60 257V254H55L54 251L52 250V247L56 243L62 242L60 240ZM166 240H169V239H166ZM172 240H170V241H172ZM86 244L91 249L92 241L86 242ZM93 246H95V245H93ZM119 246L121 247V244L114 246V247H107V248L110 249L111 251H112V249L114 251H116V250L118 251L120 249ZM42 249H43V245H42ZM156 249L159 252H156ZM151 250L153 251V254L150 253ZM103 251H104V249L101 250L100 252H103ZM168 253L170 255V260L168 261L169 263L167 262L168 264H174L175 262L178 261L179 254L175 253L174 250H170V252H168ZM38 255L45 256V257L40 258ZM175 255L176 256L178 255L177 258H175ZM76 259H78L77 261H79L80 264H81V262L85 261L83 257L76 258ZM91 261L88 260V263L90 264Z\"/></svg>",
    "mask_w": 264,
    "mask_h": 264
},
{
    "label": "bare ground",
    "instance_id": "obj_5",
    "mask_svg": "<svg viewBox=\"0 0 264 264\" xmlns=\"http://www.w3.org/2000/svg\"><path fill=\"white\" fill-rule=\"evenodd\" d=\"M11 20V19H10ZM18 34L15 35V37H17ZM51 133L55 136V137H58L60 138V134L57 136L55 133H53L51 131ZM157 234H158V231H157ZM157 234L155 236H152V241H153V244H156V242H158V238H157ZM95 242V241H94ZM159 245V244H158ZM128 264H138L136 260H131Z\"/></svg>",
    "mask_w": 264,
    "mask_h": 264
}]
</instances>
